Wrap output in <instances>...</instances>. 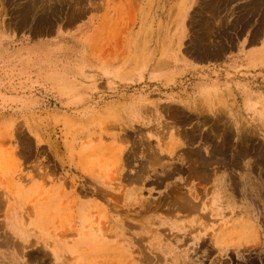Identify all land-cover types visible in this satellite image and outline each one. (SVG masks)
<instances>
[{"label":"rangeland","instance_id":"obj_1","mask_svg":"<svg viewBox=\"0 0 264 264\" xmlns=\"http://www.w3.org/2000/svg\"><path fill=\"white\" fill-rule=\"evenodd\" d=\"M257 1L0 0V76L113 89L0 107V264H264Z\"/></svg>","mask_w":264,"mask_h":264},{"label":"crops","instance_id":"obj_2","mask_svg":"<svg viewBox=\"0 0 264 264\" xmlns=\"http://www.w3.org/2000/svg\"><path fill=\"white\" fill-rule=\"evenodd\" d=\"M63 38L64 37H60ZM59 39V38H58ZM50 39H42L29 43L31 46L44 41H49ZM10 39L1 40L0 48L4 51L7 44L10 43ZM264 41H262V45ZM4 49V50H3ZM261 47L254 48V53H259L262 51ZM253 51V50H252ZM21 72L13 75L12 73H5L0 76V107L1 108H43L46 103H48V96H52L53 102H56V106L62 109L70 110H81V112L86 113L87 110L94 108H102L105 103L109 101L110 89L108 86V75L102 74L100 72H95L88 74L87 78H75L72 79L67 85L66 89L59 90L50 80H46L48 83L47 87L40 88V86L29 85L30 82L28 77L30 74L26 70H20ZM13 77L20 78L21 82L19 84L12 80ZM114 82V81H113ZM81 114V113H80ZM236 227H239L238 225ZM238 229H241L240 227ZM239 234L240 231L237 230ZM245 237L239 235L238 239L235 240L230 246L221 247L222 252L226 249H235L236 244H240V248H248L245 245L248 241V231H243ZM206 236H203V238ZM247 240V241H246ZM227 247V248H226ZM224 252V253H226Z\"/></svg>","mask_w":264,"mask_h":264},{"label":"bare ground","instance_id":"obj_3","mask_svg":"<svg viewBox=\"0 0 264 264\" xmlns=\"http://www.w3.org/2000/svg\"><path fill=\"white\" fill-rule=\"evenodd\" d=\"M250 1V0H249ZM256 1V0H255ZM259 1V0H258ZM257 1V2H258ZM260 1H263V0H260ZM213 2V1H212ZM218 2V1H217ZM226 4V3H225ZM217 5V4H216ZM249 5V4H248ZM251 5V4H250ZM261 8V7H260ZM249 9V8H248ZM259 9V8H258ZM253 10V9H252ZM218 11V10H217ZM223 11V10H222ZM259 12V11H258ZM251 13V12H250ZM257 13V12H256ZM250 15V14H249ZM258 15V14H257ZM260 15V14H259ZM249 17V16H248ZM263 31V30H262ZM262 33V32H261Z\"/></svg>","mask_w":264,"mask_h":264}]
</instances>
